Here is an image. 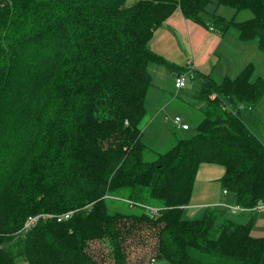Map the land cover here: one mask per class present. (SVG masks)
I'll list each match as a JSON object with an SVG mask.
<instances>
[{
    "label": "trees",
    "instance_id": "obj_1",
    "mask_svg": "<svg viewBox=\"0 0 264 264\" xmlns=\"http://www.w3.org/2000/svg\"><path fill=\"white\" fill-rule=\"evenodd\" d=\"M211 1L231 17L204 19ZM176 8L221 34L237 29L264 54V0H0V264H127L149 238L168 264H264L250 214L264 204V142L238 106L251 113L264 94L252 62L220 81L198 73L203 118L144 158L148 63L188 69L149 46ZM244 9L250 16L236 20ZM202 162L224 167L221 188L251 211L245 222L220 219L216 206L183 216ZM116 194L162 208L110 212L105 197ZM70 210L21 230L30 215Z\"/></svg>",
    "mask_w": 264,
    "mask_h": 264
},
{
    "label": "crops",
    "instance_id": "obj_2",
    "mask_svg": "<svg viewBox=\"0 0 264 264\" xmlns=\"http://www.w3.org/2000/svg\"><path fill=\"white\" fill-rule=\"evenodd\" d=\"M226 34L229 35L228 32L221 34L217 30L185 18L180 9L176 8L166 17L162 25L154 30L149 40V46L154 52L164 57L167 61L178 66H183L185 69L193 68L194 73L190 76L192 82L187 86H183L184 88L182 87L183 89L181 92L185 95L189 94L190 96H196L202 82L198 73L210 75L216 81H220L224 76L233 77L244 66L240 65L239 68L236 69L235 61H233L232 68L231 62L227 63L225 61L226 56L227 60L229 59L228 55H225V53L229 54L230 48L239 45L243 50L251 51L252 47L248 45V43L251 42L256 46V41L254 40L241 41L237 38V34L235 33L233 37L237 38V40L234 41L232 37H227ZM247 58L248 57L243 56L242 60ZM229 69H233L232 73L228 71ZM159 73L164 77L171 76L172 80L176 75V72L170 71L165 66L163 69L159 67ZM150 86H152L154 90H158L157 93H155L157 101L159 102V105L157 103V111L173 110L172 103L174 104V98L169 100L166 99L168 101L164 103L166 101L164 100L166 96L164 93L165 86H162L160 82L154 85L153 79ZM152 95L153 94L150 96L151 101H153ZM146 99L148 98L146 97L145 100ZM160 106L162 110L158 108ZM173 129L177 130L175 128ZM223 173L224 167L221 164L207 162L199 164L195 173L190 200L183 208L185 216L190 217V214H192V216L195 213L200 214L207 206H216L224 210L220 219L228 218L234 222L242 223L249 218L250 214L242 221L237 220L239 217H236V214L239 212L249 213L251 211L243 209L233 212L227 206L235 205V202L232 193L228 191L224 192L221 188L219 178ZM255 210L258 211V214L256 215L251 234L253 236H264V206Z\"/></svg>",
    "mask_w": 264,
    "mask_h": 264
},
{
    "label": "rangeland",
    "instance_id": "obj_3",
    "mask_svg": "<svg viewBox=\"0 0 264 264\" xmlns=\"http://www.w3.org/2000/svg\"><path fill=\"white\" fill-rule=\"evenodd\" d=\"M233 9L226 5H216L215 2L211 1L206 6L205 12L202 13V17L207 21L211 20L213 13L220 14L225 18L231 17ZM250 16V12L247 9L241 10L235 16L236 20H241L245 17ZM237 29L228 28L226 32L227 37H232L234 41L237 38H234ZM232 34V35H231ZM251 41V40H250ZM243 43V42H241ZM252 47L251 51H245L240 46H234L230 48V52L225 53L228 55L229 59L227 60V56L225 61L227 63L231 62V66L233 68V61H235V68H239V66H244L248 61L252 62L255 66L257 74H260L264 77V54L259 51L256 46H254L253 42L248 43ZM243 50V51H242ZM246 56L247 59H243L242 57ZM230 65V64H229ZM160 69H163L164 66L156 63H148V69L152 73V79L155 84L159 82L162 86H165V98L172 99L174 98V104L172 103V109L167 111H157V98L155 93H157V89L154 90L152 86H150L147 90L146 97L148 99L145 100V114L141 119L140 128H141V139L149 148L144 153V158L147 160H151L155 157L157 152L163 151L167 149L171 144H173L176 140L177 136H186L189 135L193 130L196 123H198L204 116V108L206 105V100L201 99L196 96H190L189 94H182L181 90L184 88H175L173 86V80L171 76H163L159 73ZM232 73L233 69L228 70ZM192 80L189 78L185 86L189 85ZM152 95V100H150V96ZM213 95V94H211ZM166 100L164 103H166ZM163 103V104H164ZM162 110V107H158ZM175 115H178L182 120L187 121L190 128L188 130L177 129L174 130V125L172 119ZM241 115L243 121L249 126V128L264 142V94L261 97L260 101L251 109V113L248 110V107L244 104V107L241 110ZM124 194H116V195H108L105 197V203L107 209L110 212H121V213H139L141 212V208L136 205H130L125 201ZM250 213V212H249ZM248 212H239L236 214V217H239L237 220H244L248 217ZM254 215L258 214V211L254 209ZM43 214H36L38 216H42ZM201 214V213H200ZM200 214H193V216H199ZM185 216V213H183ZM192 216V214H190ZM44 217V216H42ZM25 223V221H24ZM24 225V224H23ZM23 229V226L21 230ZM150 244L144 247H136L131 251V254L127 258V264H168L165 260L159 259L155 261V258L151 255V246L153 241L150 238L147 240ZM133 248V247H132ZM18 264H24L23 259L18 258Z\"/></svg>",
    "mask_w": 264,
    "mask_h": 264
},
{
    "label": "built area",
    "instance_id": "obj_4",
    "mask_svg": "<svg viewBox=\"0 0 264 264\" xmlns=\"http://www.w3.org/2000/svg\"><path fill=\"white\" fill-rule=\"evenodd\" d=\"M190 76H192V71L191 68H188L185 71L179 72L177 73L174 78H173V84L175 88H182L183 86L186 85L187 80L190 78ZM213 96V95H211ZM238 106L240 107V109H242L244 107V103H240L238 104ZM248 107V106H247ZM173 125L175 129H187L189 127L187 122H184V120H182L178 115H175L172 119ZM224 192H226L225 189H223ZM126 202H128L130 205H136L138 207L141 208L142 211H145L147 214H149L150 216H157L160 212V209L162 207L160 206H155V205H151V204H146V203H139V202H134L130 199H126ZM231 211L235 212L238 210H243V209H247V208H243L237 204L235 205H227ZM264 204L261 202H258L257 205L254 207V209L257 208H261L263 207ZM72 213V211H66V212H62L59 214H43L42 216L44 217H48V216H54L56 218V220L60 221L62 219H66L70 216V214ZM38 218V215H30L26 218L25 223L23 225V230L28 229Z\"/></svg>",
    "mask_w": 264,
    "mask_h": 264
}]
</instances>
